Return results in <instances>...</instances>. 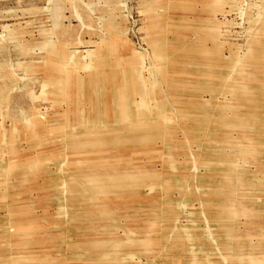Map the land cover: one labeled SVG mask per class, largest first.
<instances>
[{
  "label": "rangeland",
  "instance_id": "rangeland-1",
  "mask_svg": "<svg viewBox=\"0 0 264 264\" xmlns=\"http://www.w3.org/2000/svg\"><path fill=\"white\" fill-rule=\"evenodd\" d=\"M0 264H264V0H0Z\"/></svg>",
  "mask_w": 264,
  "mask_h": 264
}]
</instances>
